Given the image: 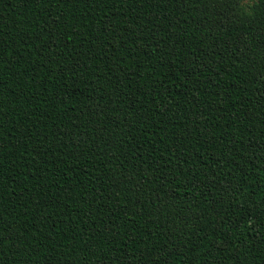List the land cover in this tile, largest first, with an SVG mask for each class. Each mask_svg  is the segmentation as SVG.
Segmentation results:
<instances>
[{
	"label": "trees",
	"instance_id": "1",
	"mask_svg": "<svg viewBox=\"0 0 264 264\" xmlns=\"http://www.w3.org/2000/svg\"><path fill=\"white\" fill-rule=\"evenodd\" d=\"M0 0V264H264V0Z\"/></svg>",
	"mask_w": 264,
	"mask_h": 264
},
{
	"label": "snow or ice",
	"instance_id": "2",
	"mask_svg": "<svg viewBox=\"0 0 264 264\" xmlns=\"http://www.w3.org/2000/svg\"><path fill=\"white\" fill-rule=\"evenodd\" d=\"M241 0H236V7H241Z\"/></svg>",
	"mask_w": 264,
	"mask_h": 264
}]
</instances>
